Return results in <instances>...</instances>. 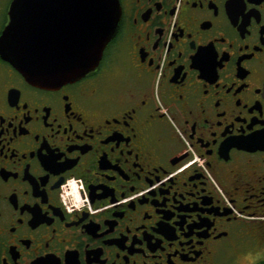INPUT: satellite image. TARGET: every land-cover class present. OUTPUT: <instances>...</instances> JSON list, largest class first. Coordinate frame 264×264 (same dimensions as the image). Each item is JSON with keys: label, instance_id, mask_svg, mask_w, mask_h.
<instances>
[{"label": "flooded vegetation", "instance_id": "1", "mask_svg": "<svg viewBox=\"0 0 264 264\" xmlns=\"http://www.w3.org/2000/svg\"><path fill=\"white\" fill-rule=\"evenodd\" d=\"M13 2L0 264H264V0H117L97 66L51 87L1 56Z\"/></svg>", "mask_w": 264, "mask_h": 264}, {"label": "water", "instance_id": "2", "mask_svg": "<svg viewBox=\"0 0 264 264\" xmlns=\"http://www.w3.org/2000/svg\"><path fill=\"white\" fill-rule=\"evenodd\" d=\"M42 1L14 0L1 37V56L28 81L51 87L97 66L120 14L117 0H66L65 17L53 25L43 17Z\"/></svg>", "mask_w": 264, "mask_h": 264}, {"label": "built area", "instance_id": "3", "mask_svg": "<svg viewBox=\"0 0 264 264\" xmlns=\"http://www.w3.org/2000/svg\"><path fill=\"white\" fill-rule=\"evenodd\" d=\"M82 190H83V187L78 184L75 185L74 189H72L69 194H68V199L70 200H73L77 203H81L83 204L84 203V198L82 197ZM65 203H66V200H65Z\"/></svg>", "mask_w": 264, "mask_h": 264}]
</instances>
